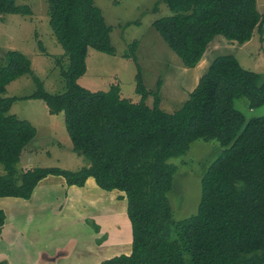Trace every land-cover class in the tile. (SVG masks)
Returning a JSON list of instances; mask_svg holds the SVG:
<instances>
[{
    "label": "trees",
    "instance_id": "trees-1",
    "mask_svg": "<svg viewBox=\"0 0 264 264\" xmlns=\"http://www.w3.org/2000/svg\"><path fill=\"white\" fill-rule=\"evenodd\" d=\"M46 1L49 25L68 60L64 67L58 59L65 90L48 93L24 53L5 52L0 62V197L29 199L48 175H61L67 185L76 186L91 176L101 189L123 192L131 228L130 252L99 264H185L187 251L193 264H264V115L246 119L234 107L241 96L250 108L264 104V74L244 68L232 54L217 55L186 100L167 112L160 107L161 80L155 89L145 86L132 50L137 101L122 96L118 85L89 90L78 83L88 49L113 54L111 26L93 0ZM162 1L171 13L153 26L186 67L201 60L216 35L238 44L250 40L255 30L263 35L257 0ZM0 13L28 15L31 8L0 0ZM23 74H30L36 85L27 98L43 100L51 114L63 112L72 149L88 160L87 166L17 170L36 128L9 112L16 97L1 94ZM198 138L214 139L222 150L201 178L196 213L175 220L167 194L177 165L168 159L186 154ZM4 219L0 209V228ZM87 223L99 230L95 222Z\"/></svg>",
    "mask_w": 264,
    "mask_h": 264
},
{
    "label": "rangeland",
    "instance_id": "rangeland-1",
    "mask_svg": "<svg viewBox=\"0 0 264 264\" xmlns=\"http://www.w3.org/2000/svg\"><path fill=\"white\" fill-rule=\"evenodd\" d=\"M16 1L28 4L31 13L28 15L0 13V62H4L7 50H19L30 59L31 69L43 82L44 89L52 94L62 93L65 90V82L60 73L59 62L66 67L68 60L49 25L47 1ZM93 2L101 10L106 23L111 26L110 38L115 52L107 54L88 49L86 70L79 77L78 83L89 90L108 89L111 85H118L122 96L137 101L138 95L135 92L137 69L130 55L132 50L135 51L141 66L145 86L148 89H155L158 79L161 80L160 107L167 112L176 110L186 100L199 77L217 55L232 54L244 68L264 74V31L261 35L255 30L251 39L243 44L216 35L208 44L201 60L193 67H186L153 26L155 20L171 13L165 2L162 0H93ZM257 8L264 15V0H257ZM35 89L36 85L31 75L23 74L11 81L1 94L4 97H16L9 112L29 120L36 128V135L22 151L16 164L17 170L36 166H57L74 171L87 166L88 160L72 149L65 129L63 112L51 114L43 100L27 98ZM152 101V96L146 99L148 105H151ZM234 107L242 112L246 119L264 115V104L250 108L244 96L234 100ZM221 150L222 147L216 140L198 138L190 143L186 154L168 159V162L177 165L172 189L167 194L175 220L196 213L201 178ZM0 173H3L1 165ZM106 191L113 194V191L118 190ZM105 196L103 194L95 196L101 201L97 210L102 215H105L108 207L113 209L115 206L111 201L109 203ZM116 209H113L115 214L121 216L118 213L120 210ZM64 215L67 218L68 215L66 213ZM121 218L124 224L121 238L127 240V225L124 216ZM116 223L120 225L118 220ZM1 229L2 227L0 232ZM183 255L185 264H193L188 251Z\"/></svg>",
    "mask_w": 264,
    "mask_h": 264
},
{
    "label": "crops",
    "instance_id": "crops-1",
    "mask_svg": "<svg viewBox=\"0 0 264 264\" xmlns=\"http://www.w3.org/2000/svg\"><path fill=\"white\" fill-rule=\"evenodd\" d=\"M99 194L106 195L109 203H114L113 209L118 208L116 211L120 210L118 213L124 216L127 240L121 238L124 225L121 216L111 207L105 215L97 210L101 201L95 196ZM109 194L98 187L91 176L83 186H76L67 185L61 175H48L37 183L29 199L0 197V209L5 213L0 232V261L6 260L7 264H99L103 259L129 253L131 228L126 219V199L120 191ZM89 219L97 221L99 231L87 223Z\"/></svg>",
    "mask_w": 264,
    "mask_h": 264
}]
</instances>
